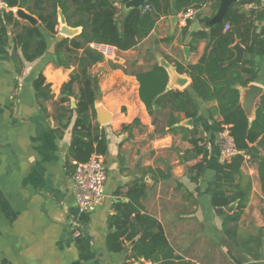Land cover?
<instances>
[{"label":"crops","instance_id":"crops-1","mask_svg":"<svg viewBox=\"0 0 264 264\" xmlns=\"http://www.w3.org/2000/svg\"><path fill=\"white\" fill-rule=\"evenodd\" d=\"M217 6H202L186 25L179 23V14H173L175 21L173 15H163L135 48H114L115 56L113 52L110 60L104 57L92 67L99 77L95 107L109 117L99 124L96 113L93 121L105 141L106 181L103 201L84 214L72 189L77 163L68 155L75 114L70 120L66 107L74 108L76 99L59 104L61 87L73 67L55 62L50 43L58 35L49 38L45 54L27 62L8 28L5 43L0 42V264H127L132 259V243L125 241L118 252L108 250V218L116 213V203H129V194L138 191L141 211L159 221L175 255L192 264H264V195L256 166L245 156L236 177L245 192L244 206L238 209L234 201L230 211L224 207L220 212L213 204L212 186L216 166L224 160L217 119L208 114L215 102L198 98L188 74L176 66L177 62L182 66L197 63L204 54L208 37L195 40L192 33L204 30L209 34L206 21ZM17 9L27 12L8 6L5 12L12 11L18 18ZM119 9L125 12L128 8L121 5ZM235 14H243L246 22L254 21L258 32L264 27V0H245ZM257 16L262 17L255 20ZM64 26L59 21L60 34ZM72 29H76L74 35L80 32V28ZM249 57L257 67V77L250 85L263 92L264 54ZM154 64L166 70L168 90L190 91L197 107L194 118L180 114V120L169 126L164 117L153 122L139 98L132 71ZM39 75L49 86L47 98L34 88ZM246 88L240 89L241 101ZM61 124L68 126L60 129ZM193 137L207 151L204 160L202 154L195 156L190 151ZM200 161L203 168L196 176L189 168ZM233 212L239 216L226 223L227 232L223 222Z\"/></svg>","mask_w":264,"mask_h":264},{"label":"trees","instance_id":"trees-1","mask_svg":"<svg viewBox=\"0 0 264 264\" xmlns=\"http://www.w3.org/2000/svg\"><path fill=\"white\" fill-rule=\"evenodd\" d=\"M5 1L8 7L23 8L38 20L37 25H31L20 22L12 11L0 15V42L5 43L10 28L14 45L21 49L27 62L46 53L49 38H54L58 33L59 10L67 26L80 28L78 34L55 42L53 52L57 65L73 67L69 79L61 87L59 104H69L71 97L76 99L74 108L66 107V112L71 113L70 120L72 113L75 114L68 155L76 163L86 162L91 154H103L106 149L103 134L97 123H93L95 100L99 96V77L92 72V67L105 59L95 46L106 45L120 51L133 49L148 36L161 16L179 14L190 7L199 10L208 3L216 8L218 3V0H144L141 6L129 7L121 12L119 6H125L129 0ZM244 2L234 3V8L228 10L224 20L210 27L209 34L204 30L192 33L195 40L209 39L207 49L197 63L186 66L176 63L177 69L190 77L193 93L204 102H215L208 108V114L216 117L218 130L222 129V125L229 126L237 150L230 158L218 163L215 169L213 204L220 212L234 201H238V209L244 206L245 192L236 182V177L245 156L256 166L264 195V94L259 98L250 123L239 99V87L247 86L257 77V67L249 56L264 54V27L256 32L254 21L249 19L246 22L243 14H235ZM261 17L257 16L255 20ZM242 19L245 23L239 28L237 25ZM235 42L244 47L245 58L240 64H228L235 55L232 49ZM132 75L138 83L139 98L154 123L164 117L169 126L180 120V114L184 118L197 115V107L189 90L167 89L168 75L162 66L154 64L146 70L132 71ZM34 88L39 96L48 97L49 86L44 84L42 75L34 81ZM67 126L61 124L59 128ZM190 143L192 155L202 154L204 160L207 151L199 144V138L193 137ZM202 163H196L189 170H195L196 176H199ZM196 176L192 178L195 180ZM140 194V191L130 193L129 203L114 205L116 213L108 218L111 229L107 235L108 250L118 252L123 249L125 241L136 238L130 254L134 260L143 258L155 264H192L190 260L174 254L159 221L141 211ZM238 216V212L227 215L223 222L225 231L229 232L226 223L236 220Z\"/></svg>","mask_w":264,"mask_h":264},{"label":"built area","instance_id":"built-area-1","mask_svg":"<svg viewBox=\"0 0 264 264\" xmlns=\"http://www.w3.org/2000/svg\"><path fill=\"white\" fill-rule=\"evenodd\" d=\"M6 10V1L0 0V15H3ZM196 12V9L190 7L179 13V23L181 25H186L188 21L194 19ZM227 28L228 24H225L224 29L226 30ZM95 47L98 48L104 56L113 55L114 48L111 46L96 45ZM108 50L110 52H108ZM217 140L223 160L237 153L228 125H222V129L218 132ZM105 181L106 164L103 154L93 153L86 162L77 163L75 165L72 175V189L80 213H90L103 201ZM127 264L152 263L145 259H131Z\"/></svg>","mask_w":264,"mask_h":264},{"label":"water","instance_id":"water-1","mask_svg":"<svg viewBox=\"0 0 264 264\" xmlns=\"http://www.w3.org/2000/svg\"><path fill=\"white\" fill-rule=\"evenodd\" d=\"M143 1L144 0H129L125 4V7H127V8H129V7H139V6L142 5ZM233 2H235V0H218L217 9H216L214 15L206 21V25L209 26V27H212L213 25L223 21L230 4L233 3ZM15 15L19 19L25 20L31 25H37L38 24V20H37V18L35 16H33L32 14H30L28 12L23 11L22 9H17L16 12H15ZM58 16H59L60 23L61 24H65V18H64L63 14H62V12L60 10H59ZM176 19H177L176 15H173L171 17L172 21H175ZM75 33H76V29H72V28H69L67 26H64L62 28V30H61V34L56 37L55 42L61 40L63 37H67V35L74 36ZM55 42H53L51 44V45H53V47H54V43ZM232 49L234 50L235 55L227 63L228 64H240L242 62L244 54H245L244 47L239 42H235L232 45ZM48 50L50 52L53 51L52 48H49ZM241 88H246L245 91H244L243 101H241V94H240V89ZM263 94H264V91L262 92L261 87H259L257 85L248 84L245 87H240L239 88V99H240L241 107L243 108L249 123L253 120V118L255 116V109H254L253 112H251L253 107H254V105H253L254 101H255V99L257 97H260ZM95 103H96V100H95ZM94 107H95V105H94ZM95 111L97 113V120H98L99 124H105L109 120V117L107 116V114L101 108H98V110H97L96 107H95ZM234 205H235V203H231V204L227 205L225 207V209L227 211H230L234 207ZM135 240H136V238L133 239L132 241H129L128 243H132V245H133Z\"/></svg>","mask_w":264,"mask_h":264},{"label":"rangeland","instance_id":"rangeland-1","mask_svg":"<svg viewBox=\"0 0 264 264\" xmlns=\"http://www.w3.org/2000/svg\"><path fill=\"white\" fill-rule=\"evenodd\" d=\"M57 35L59 36L60 35V33H59V29H58V33H57ZM50 41H52V40H50ZM50 45H51V43H50ZM114 56H115V52H114ZM113 57V55L112 56H106L105 55V58H107V59H109V58H112ZM114 59V58H113ZM110 60V59H109ZM199 264V263H198Z\"/></svg>","mask_w":264,"mask_h":264}]
</instances>
